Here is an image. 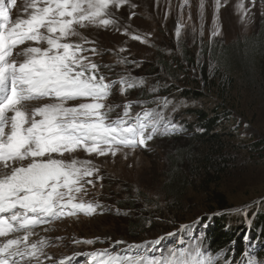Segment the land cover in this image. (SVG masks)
I'll return each mask as SVG.
<instances>
[{"label":"snow or ice","instance_id":"snow-or-ice-1","mask_svg":"<svg viewBox=\"0 0 264 264\" xmlns=\"http://www.w3.org/2000/svg\"><path fill=\"white\" fill-rule=\"evenodd\" d=\"M250 2L254 6L256 0ZM227 4L228 0H214L215 12ZM16 5L17 0H0V237L5 238L0 241V264H44V260L56 264L46 252L47 239L31 241L38 235L35 229L78 212L92 215L99 207L83 199L85 185L95 186L91 177L99 169L91 160L63 159L65 153L83 150L88 155L115 156L124 149L146 147L153 137L172 134L181 126L156 109L133 115L134 102L110 118L113 105L107 100L113 87L119 83L123 93L144 82L130 75L109 81L101 65L85 54H99L96 47H85L94 41L79 30L113 26L118 31L120 9L137 7L131 0H26L23 17L13 19ZM235 7L242 19L251 13L243 0ZM133 16L135 12L127 19ZM124 34H129L127 28ZM176 34L180 35V27ZM217 34L214 29L212 35ZM131 39L147 43L139 34H131ZM163 239L135 246V255L108 250L76 255L90 257L93 264H220L221 260L235 264L227 254L210 255L198 243L183 247L181 242L156 256L155 246ZM246 256L245 264H264ZM71 260L66 257L58 264Z\"/></svg>","mask_w":264,"mask_h":264},{"label":"rangeland","instance_id":"rangeland-1","mask_svg":"<svg viewBox=\"0 0 264 264\" xmlns=\"http://www.w3.org/2000/svg\"><path fill=\"white\" fill-rule=\"evenodd\" d=\"M25 2L26 0H17L16 7L12 9L13 19L17 16L23 17ZM131 2L137 7L132 9L126 5L120 9L118 15L121 17V26L118 31L113 26L108 28L89 26L79 30L83 36L94 41L93 44H87L85 47H96L98 53L103 55H92L89 52L93 61L101 65V73L109 81H119L121 77L130 75L144 82L143 89L130 95L125 91L121 93L120 84H116L107 100L108 104L113 105V110L109 115L117 118L123 111L124 104L129 102H134L133 108L144 103L163 106L164 100L167 99V106L164 105L160 110L166 118L190 132L191 127H196L198 120L189 113L198 110L211 114L218 104H223L222 99L216 97L215 94H212L214 97L210 96L207 90L202 91L205 88L203 77L200 72L187 66L186 63H181L184 67V72H181L176 70L178 68L175 64L171 65L174 71L171 70V62L166 61V66L162 67L154 77L149 76L150 81H144L142 76L148 73L142 72L143 69L148 70L149 67L146 66L152 64L160 48L163 50V44L170 45L165 47L168 49L166 50L167 60L170 61L173 57L181 61L176 53L179 52L181 56V46L189 44L194 47L193 53L197 59L207 61L209 73L215 75L216 71L221 72L222 67L209 58L210 51L207 49L209 47L212 49L216 45V48L222 49L225 54L227 53L226 47L237 45L256 36L261 31V24L264 20V0H256L254 6L250 0H243L245 5L251 9L249 16L243 19L235 7L241 0H228L227 6L222 7L218 13L214 9V0H203V8L200 7L201 0H131ZM132 12H135V16L128 20ZM177 27H180L179 36L176 34ZM125 28H127L128 35L124 34ZM214 29H218L216 36L212 35ZM131 34L146 37L147 43L132 40ZM122 48L125 51H120ZM133 61L135 63H131ZM212 62L214 64L210 65ZM172 71L177 80L167 75V72L171 74ZM223 71L225 72L222 68ZM229 75L232 79V75ZM234 76V88L228 86L227 89L231 92L234 102L238 104L229 103L233 106V108L227 107L231 117L223 114L229 117L230 121L227 120L226 124L222 123L225 124V135H228L225 143L230 145L231 149L233 147L239 149L240 153L234 158L235 161L233 159L236 165L232 167L227 176L222 178L219 187L215 190L213 185L204 187L200 180H197L195 182L199 181L198 184H193L188 192L182 195L181 191L178 192L179 203L173 204L177 197L172 194L177 190V186L171 185L169 180L172 177V168H175L176 153H183L192 146L193 134L191 133H200L199 128H195L191 133L185 131L186 133L181 136L184 139L178 144H174L172 140L148 144L145 149L149 151L148 155L137 149L134 151L124 149L117 152L115 156L111 154L107 156L88 155L83 150H77L71 154L65 153L63 159L91 160L99 169L98 174L91 177L95 186L85 185L87 194L83 196V199L100 202L101 206L96 216H77L56 221L47 228L49 230L46 232L43 231L46 228L35 230L38 231V235L34 236L35 239L42 238V233L49 236L47 240L50 246L46 248L48 255L60 258L72 251L90 249L74 248V241L78 239L96 240L93 244L101 245L98 247L100 249H108L115 244L113 248L115 250L120 246L116 241L137 242L156 238L161 234H169V231L181 230V225L187 224L191 227L186 230L185 238L194 244L196 241H203L207 229L212 231L213 226L211 222L203 219L199 221L210 210L211 197H208L210 191L212 194L214 192L224 197L226 203L230 204L228 206L233 209L227 229L238 232V237L245 231L246 236L244 237L248 240L250 254L255 258L261 256L264 253V247L256 237L257 233L259 236L260 234L256 231L255 219L258 213H264V203H262L264 202V160L261 155H258L262 149L258 143L264 142V86L260 80L251 84V80L245 77L243 71H239L238 74L235 72ZM222 81L224 84L228 80L222 78ZM153 88L156 90L152 91ZM173 88H180L183 95L188 91L201 90L205 97L199 100H187L178 97L179 94L169 98L167 93ZM144 93L149 95L144 97V99L148 98V101L140 99L141 94ZM197 95L199 94L195 97ZM97 176L100 178L98 179ZM186 176L189 175L186 173ZM112 193L132 194L133 200L140 207L148 206L153 212L158 211L151 217L154 222L146 224L149 236L144 234L146 236L137 241L121 237L129 235L130 226H137L136 224H139L144 215L139 216V219L134 213L129 215L131 211L122 212L116 205L107 203L108 195ZM102 205H104L103 212ZM248 229H254L255 232L248 235ZM201 247L206 249L205 244H201Z\"/></svg>","mask_w":264,"mask_h":264},{"label":"trees","instance_id":"trees-1","mask_svg":"<svg viewBox=\"0 0 264 264\" xmlns=\"http://www.w3.org/2000/svg\"><path fill=\"white\" fill-rule=\"evenodd\" d=\"M162 46L163 50L161 48L158 50V56L152 60V64L146 66L149 67L148 70L143 69L142 71L148 73L142 76L145 81H150V79L154 77L162 67H165L167 64L166 61L171 62V70L174 71L173 64H175L178 68L176 70L181 72H184V67L181 63H186L187 66L192 67L200 72V75L203 77L205 88L202 89V91L207 90L209 95L212 97H214L212 94L217 95L216 97L222 99L221 102L223 103L218 104L216 109L211 114L207 111H191L189 114H192L193 117L198 120V122L196 123V127L193 126L191 127L192 129L190 128V132L188 129L186 131L180 127L179 130L173 133L172 136L153 138L156 141L172 140L174 144H178L182 142L181 140L184 138L181 136L186 132L191 133V131L195 128H199L200 130V133H191L193 134L191 140L192 146L188 147V150H185L183 153H176V164H174L175 168H172V177L170 178L169 182L171 185L177 186V190L172 194L177 197L173 203L177 205L179 203V197L177 196L178 192L181 191V195L184 192H188V189H190L193 184H198L199 181L195 182L197 180H200L202 186L204 187H211L213 185L215 190L221 184L222 178L227 176L232 167L236 165V162L234 163L233 159L240 153V150L236 149L235 147L231 149V146L225 143V140H227L228 137V135H225V124L227 120L230 121L229 117H231L230 111L227 109V107L230 108L229 106H231L233 108V106L229 103L232 102L234 104H238V102H234L233 96L227 88L228 86H234V75L235 72L238 74L239 71H243L245 77L249 79V81L251 80V84L257 83V81L260 80L264 86V20L261 24V31L256 36L246 39L237 45H230L229 47H226L225 51L227 53L224 54L222 49L216 48V45L212 49H210L211 47L207 49V51H210V54L208 55L209 58L214 60L225 70V72H222V68H220L221 72L218 70L216 71L215 75H212L208 72L209 67L207 66V61L204 62L195 57L193 53L194 47L192 45L186 44L181 46V56L179 52L176 53L181 58V61L176 60L174 57L172 61L167 60L168 55L166 50L168 49L165 47H169L170 45L163 44ZM173 54L174 52L171 54V56ZM213 64L214 62L210 63V65ZM173 71L171 74L167 72V75L170 78L176 79V77L173 76ZM229 74L232 75L233 81ZM222 78H226L228 81L223 84ZM136 90L138 89L131 90L128 95L135 92ZM202 91H188V93H184L183 95L180 88H173L170 89V92L167 94L169 95V98H173L174 96H178L180 94L178 97L186 98L187 100H199L205 97L204 93H201ZM196 94L199 95L195 97ZM148 96L149 95L145 93L141 94L140 99H144V97ZM223 113L229 117L225 116ZM149 144H151V142H149ZM258 146L262 147L258 155H261L262 159L264 160V142H259ZM230 149L234 151V154ZM138 151L144 153L145 155L149 154L148 150L138 149ZM186 173L189 176H186ZM208 197H211L209 203L210 210L206 213V215L200 218L201 220L203 219L204 221L211 222L213 224L212 231L208 229L207 232L209 238L208 244H210L212 250L217 252L226 250L231 256H234L238 253L237 257L239 258L240 254H242L245 250V246H247V241L244 237L246 236L245 231H243L242 234H240L241 236L238 237V232H232L227 229V223H229L231 214L229 211H232L233 209L231 206H228L230 204L228 202L226 203L224 197L216 195L214 192L212 194L210 191L208 193ZM133 199L134 198L132 197V194L112 193L108 195L107 203L116 205V207H118V209L122 212L131 211L129 212V215H131V213H134L135 216L138 217L144 215V218L139 221V224H136L137 226H130L129 235L126 234L125 236H121L127 240L129 239L132 241H137V239L148 235L149 229H147L146 224L154 222L152 221L151 217L158 211L155 210L153 212L151 207L148 208V206L140 207ZM165 209L168 210L169 208ZM248 216L251 218L250 214H248ZM248 216H245L246 219H248ZM243 219L245 221L244 217ZM255 223L256 231H258L260 234L259 236L257 233L256 237L263 243L262 247H264V213H258L256 215ZM253 231L255 232L254 229L250 230V233H254ZM232 253L235 254L232 255ZM262 256H264V253Z\"/></svg>","mask_w":264,"mask_h":264},{"label":"bare ground","instance_id":"bare-ground-1","mask_svg":"<svg viewBox=\"0 0 264 264\" xmlns=\"http://www.w3.org/2000/svg\"><path fill=\"white\" fill-rule=\"evenodd\" d=\"M229 212H231V211H229ZM216 216H221V215H216ZM199 221H201V219H199ZM188 225V224H187ZM184 226V225H183ZM191 226V225H190ZM177 228V227H176ZM47 229V228H46ZM180 229H182V225H181V228ZM43 231H45V229H43ZM36 232H38V231H36ZM42 232V231H41ZM46 232V231H45ZM207 232H208V229H207ZM207 232H206V234H205V237H204V239L203 240H206L207 242L209 241V238H208V235H207ZM41 237L43 238H46V239H48V237L49 236H46V234L45 233H42L41 234ZM31 239V241H35V240H37V239H35L34 237H32V238H30ZM39 239V238H38ZM4 239H2L1 241H3Z\"/></svg>","mask_w":264,"mask_h":264},{"label":"clouds","instance_id":"clouds-1","mask_svg":"<svg viewBox=\"0 0 264 264\" xmlns=\"http://www.w3.org/2000/svg\"><path fill=\"white\" fill-rule=\"evenodd\" d=\"M144 100H147V99H143V101H144ZM158 142H160V141H155L154 144H155V143H158Z\"/></svg>","mask_w":264,"mask_h":264}]
</instances>
